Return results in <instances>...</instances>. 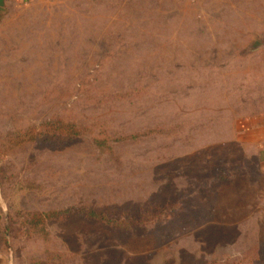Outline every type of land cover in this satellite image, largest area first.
I'll return each mask as SVG.
<instances>
[{"label":"rangeland","instance_id":"rangeland-1","mask_svg":"<svg viewBox=\"0 0 264 264\" xmlns=\"http://www.w3.org/2000/svg\"><path fill=\"white\" fill-rule=\"evenodd\" d=\"M43 124L78 136L19 138ZM263 139L264 0H40L0 20L12 264H264ZM68 208L125 230L36 224Z\"/></svg>","mask_w":264,"mask_h":264},{"label":"trees","instance_id":"trees-1","mask_svg":"<svg viewBox=\"0 0 264 264\" xmlns=\"http://www.w3.org/2000/svg\"><path fill=\"white\" fill-rule=\"evenodd\" d=\"M49 124L47 125H40L38 127H32L28 130L22 132L19 136L26 137L24 142L29 141H43V142H50V143H64L67 139L75 138L78 136V131L69 124H56L52 128H48ZM110 211H91V210H81V209H65L61 211H52V212H44V213H37L35 214V221L38 223H46L48 221L52 222H62L67 220L70 216H81L83 218L88 219L89 221L101 223L104 225L110 226L112 224L115 228L120 230H125L123 227V221H115L114 219L109 218ZM127 216V223H130L132 226H139L143 220V215H133V214H126ZM115 224V225H114ZM2 239V235H1ZM4 249L6 252H9L7 245L3 243L1 240ZM37 264H46V263H37Z\"/></svg>","mask_w":264,"mask_h":264},{"label":"crops","instance_id":"crops-1","mask_svg":"<svg viewBox=\"0 0 264 264\" xmlns=\"http://www.w3.org/2000/svg\"><path fill=\"white\" fill-rule=\"evenodd\" d=\"M40 0H0V20L8 10V13H10L12 10H15L19 7H27L31 6L34 3L39 2ZM264 141V139H263ZM4 217V210H3V204L0 199V227L3 221ZM11 257L8 252L3 247V244L1 242V231H0V264H12Z\"/></svg>","mask_w":264,"mask_h":264},{"label":"built area","instance_id":"built-area-1","mask_svg":"<svg viewBox=\"0 0 264 264\" xmlns=\"http://www.w3.org/2000/svg\"><path fill=\"white\" fill-rule=\"evenodd\" d=\"M11 263V262H10Z\"/></svg>","mask_w":264,"mask_h":264}]
</instances>
